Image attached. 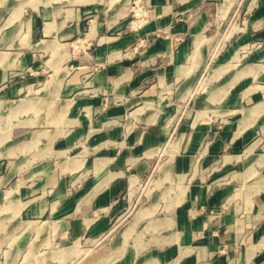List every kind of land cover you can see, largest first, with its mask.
<instances>
[{
    "label": "crops",
    "instance_id": "0c3cea01",
    "mask_svg": "<svg viewBox=\"0 0 264 264\" xmlns=\"http://www.w3.org/2000/svg\"><path fill=\"white\" fill-rule=\"evenodd\" d=\"M250 1L224 49L207 34L229 0H151L157 18L138 30L35 0L28 40L0 17V264H41L55 236L110 234L123 174L169 146L177 199L166 216L141 215L158 239L120 257L99 248L88 264H264V0Z\"/></svg>",
    "mask_w": 264,
    "mask_h": 264
},
{
    "label": "rangeland",
    "instance_id": "374dc122",
    "mask_svg": "<svg viewBox=\"0 0 264 264\" xmlns=\"http://www.w3.org/2000/svg\"><path fill=\"white\" fill-rule=\"evenodd\" d=\"M17 1L18 0H0V7L3 5L11 7V9L6 10L4 13L1 12L0 8V17H2V22L7 24V30L5 32L9 31L12 33L11 37H15L16 34L18 35V29L20 28V36L23 39L25 38L28 40L33 22L35 21L32 13L30 12L31 7H33L31 4H33L35 0H23L25 5L23 6L24 8L22 7L23 12L20 14L12 10ZM41 1V5H51L56 9L70 7L79 8L87 12V20L85 22L88 23L92 20L97 21L98 19L102 20L108 17H123V21H126L127 23L125 28L128 29L129 22L132 20L133 16V0ZM249 5L250 0H229V6L232 12L229 15H226V17H218L216 21L213 22L207 35L209 37L214 36V40H219V48L224 49L226 40L233 33L239 31L240 27H242L245 12L251 6ZM89 12H91V14H88ZM139 14L142 15V12H139ZM18 16H20V22H18ZM18 25H20L19 28ZM226 34L228 35L226 36ZM223 39L224 41L222 43ZM73 42L76 44L74 45V49L77 52L90 47L88 41H84V43H82L80 39H75ZM94 66L95 65H92L91 67ZM30 78L32 77H27L26 79ZM54 81V78H47L39 83L37 81L30 82L29 85L31 87L30 89L33 90L35 88L34 90H38L37 92H39V88L49 86ZM25 94L27 96H31L33 91H26ZM43 96H45V93ZM57 97L59 101L64 99L59 92ZM61 109V113H58V121H66L67 114L65 112L67 107L66 110L64 107H61ZM180 112H182V110H180ZM1 113L2 112L0 111V115ZM27 114L32 115L30 107L27 108ZM40 114V116L45 119H50V117H54L55 115L53 107L51 108V104L46 102L43 103ZM2 121L18 120L17 116L14 118L12 115V117ZM1 128L2 126L0 124V130ZM1 134L2 133L0 131V137ZM172 155L173 152L170 146L168 148L161 147L155 150V153L147 159L145 166L142 167L143 172H141V174H130L129 171L127 174H123L126 187L122 193L116 195L115 197L116 201L113 209H116L117 213L111 223V229H113V231L110 234H106L100 238L89 237L87 235L78 239L76 242L69 239L61 240L58 236H55L53 240H47V242L42 244L41 251H38L41 253L38 254L36 258L42 262L41 264H88V261L92 260L97 254L99 248H105L106 254L109 253L110 250L116 249L118 253H121V255L117 256L120 257L123 253L125 254L126 251H134L133 247H138L137 249L150 247L152 243H155L158 239L156 238L158 236H155L157 234L155 231L157 227L156 222L153 223L150 221L151 223L147 225V221L145 220L146 216L152 218V220L158 219L164 215L166 216V212L171 211L179 192L177 189V177L170 169V160ZM144 210L147 212L146 215H143V213H145L143 212ZM141 215H143L142 217H145V219H141ZM120 219L121 221H119ZM131 220L132 222L129 225L128 223ZM114 224H116L117 227H114ZM126 228H129L130 230L132 229L133 235L124 239L117 237V235L124 232ZM129 229L128 233L130 232ZM146 232L153 235H149ZM56 235H58V233Z\"/></svg>",
    "mask_w": 264,
    "mask_h": 264
},
{
    "label": "built area",
    "instance_id": "2783aa9c",
    "mask_svg": "<svg viewBox=\"0 0 264 264\" xmlns=\"http://www.w3.org/2000/svg\"><path fill=\"white\" fill-rule=\"evenodd\" d=\"M133 8H132V20L129 22V30H138L141 27L147 25L151 21L157 18V15L155 13V9L151 3V0H133L132 2ZM251 5V1H250ZM249 5V6H250ZM137 8V10H136ZM251 8V6H250ZM250 8L247 9L245 12V15H247L250 11ZM139 12H142V15L139 14ZM144 42V41H143ZM261 41H258L255 43V46H261ZM99 68V65H95L94 67H91V71L89 72L91 75L95 73ZM225 208L223 207L220 211L223 212ZM211 214L215 217L218 215V213L211 211Z\"/></svg>",
    "mask_w": 264,
    "mask_h": 264
}]
</instances>
